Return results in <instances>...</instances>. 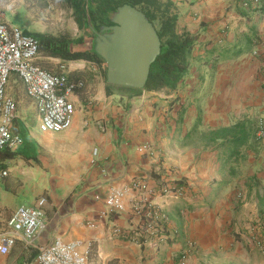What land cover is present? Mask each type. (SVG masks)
Segmentation results:
<instances>
[{"label":"crops","instance_id":"1","mask_svg":"<svg viewBox=\"0 0 264 264\" xmlns=\"http://www.w3.org/2000/svg\"><path fill=\"white\" fill-rule=\"evenodd\" d=\"M164 1L178 16L181 36L199 35L187 75L174 92L139 91L109 85L90 63L72 70V80L85 83L73 98V126L41 134L65 140L54 156L64 163L65 177L56 184L61 193H48L51 212L33 244L19 236L11 253L0 256V264H37L39 248L55 238L91 245L94 264H264V250L255 242L264 238V15L248 13L253 17L241 20L238 0ZM23 91L20 105L27 99L34 109ZM239 122L251 127V139L239 157L229 160L223 157L222 140L213 143L210 136ZM197 134L206 137L198 153ZM149 144L158 151L157 163L141 151ZM21 161L0 158V171H9L0 179L1 222L23 206L7 191ZM81 169L85 175L72 181L70 175ZM179 178L192 188L187 196L154 197L170 217L175 248L159 254L141 248L127 240L128 213L106 216L104 199L112 189L139 180L155 187ZM40 182L33 183L32 202L24 206H34L41 189L48 190ZM189 241L194 247L180 263L175 251L187 250ZM12 252L19 254L15 260L9 259Z\"/></svg>","mask_w":264,"mask_h":264},{"label":"built area","instance_id":"2","mask_svg":"<svg viewBox=\"0 0 264 264\" xmlns=\"http://www.w3.org/2000/svg\"><path fill=\"white\" fill-rule=\"evenodd\" d=\"M241 8L247 12L260 11L262 0H243ZM42 54L40 42L24 31L15 29L0 14V154L18 153L24 145L21 130L20 91L31 100L38 120L37 133L59 134L69 130L77 114L73 100L76 92L84 89L83 81L71 78L72 70L78 71L84 61L59 60L57 70L40 65ZM90 63L91 62H86ZM93 65V64H92ZM264 85V72L261 77ZM105 131L103 123H99ZM141 151L155 163L158 151L152 145H144ZM97 156L98 150H94ZM96 161L93 160V164ZM8 170L0 171V179L7 177ZM181 181V182H180ZM191 187L183 178L173 183L160 182L151 187L143 180L136 181L132 187L112 189L104 199L106 216L129 214L131 228L126 237L141 248L152 249L159 254L165 249L176 247V233L166 211L154 202V197L179 198L187 196ZM100 199V197H97ZM129 203V204H128ZM46 212L36 206H20L5 221H0V256H8L20 236L28 246L46 227ZM94 227V224H89ZM116 232H120L117 230ZM256 244L264 250V238H255ZM187 250L175 251L176 258L184 263L189 255L188 249L194 247L188 242ZM37 264H94L91 245L81 241L67 242L55 238L39 248Z\"/></svg>","mask_w":264,"mask_h":264},{"label":"rangeland","instance_id":"3","mask_svg":"<svg viewBox=\"0 0 264 264\" xmlns=\"http://www.w3.org/2000/svg\"><path fill=\"white\" fill-rule=\"evenodd\" d=\"M151 1L149 5L143 8L151 9V11L158 12L159 14L166 9L164 0H158V5L152 4ZM0 14L7 16V22L15 29L24 32L36 31L55 37L68 35L73 40L83 39V43L78 46V49L92 51L91 46L94 38L88 35L85 27H81L78 24L74 10L66 0H0ZM155 23L160 28L159 21L157 20ZM176 32L181 36V32L183 31L178 27L176 28ZM59 60L63 59L42 54L41 63L43 66L55 71L57 70ZM82 61L91 62L97 67L98 71H101L102 76L106 78L107 66L104 61L102 63L97 61ZM245 110H249V108ZM20 113L23 118L22 121H24V146L20 157L15 156L14 158L16 161H22L20 165L15 167V169H18L16 170L17 176L14 178L16 179L15 183L11 186L7 185V191H9V196L13 197L14 203L29 205L32 202L31 192L29 191L32 189L33 183L41 181L42 188L47 187L48 190L41 189L39 195L36 196L34 206L48 213L51 212L52 202L48 193L54 191L55 194H60V189H57L56 184H59L61 179L63 180L65 177V172L63 174L61 171L64 163L54 157L56 156V151L61 149V146L65 143V140L62 138L58 139V137L62 136H42L37 133L38 121L36 114L27 99H24V103L20 105ZM195 138H198L194 142L195 152L198 153L201 151L199 145L202 142L203 145L206 144V137L202 134H197ZM33 172L37 175L36 179L33 178ZM84 175L81 169L77 173L70 175L69 178L74 181V179L83 177ZM18 193L19 195L17 196ZM18 256V253L12 252L9 259L15 260Z\"/></svg>","mask_w":264,"mask_h":264},{"label":"trees","instance_id":"4","mask_svg":"<svg viewBox=\"0 0 264 264\" xmlns=\"http://www.w3.org/2000/svg\"><path fill=\"white\" fill-rule=\"evenodd\" d=\"M74 10L76 20L81 27H85L88 35H92L89 26V19L95 28L104 27L109 23V17L112 12L119 7L130 5L141 10L148 17L149 21L155 26L157 33L162 42L161 53L151 67L146 91H159L162 89L168 92L177 90L179 83L187 75L193 54L198 45L199 35L186 33L179 36L176 32L178 16L172 12V6L169 2L165 3V8L160 14L151 9L143 8L149 5L150 0H66ZM152 4L158 5V0H152ZM243 0H238V8L241 20L251 19L252 14L259 13L264 15V0L260 11L247 12L241 8ZM248 13H252L249 15ZM159 21L160 28L156 26L155 21ZM40 42L41 53L45 56L61 58L65 61H97L102 63L103 60L92 51H82L78 46L82 45L83 39L73 40L68 35L49 36L36 31L25 32ZM215 68L216 63L213 65ZM251 127L246 122H239L231 128L221 129L213 132L210 141L217 143L222 140L224 149L223 157L232 160L241 154V149L245 147L250 139ZM15 154L4 152L0 158H14ZM181 182V181H180ZM127 240L131 241L127 237Z\"/></svg>","mask_w":264,"mask_h":264},{"label":"water","instance_id":"5","mask_svg":"<svg viewBox=\"0 0 264 264\" xmlns=\"http://www.w3.org/2000/svg\"><path fill=\"white\" fill-rule=\"evenodd\" d=\"M110 22L113 27L104 26L96 31L89 19V26L96 35L92 40V52L107 66V83L145 90L151 67L162 48L155 26L145 13L130 5L112 12Z\"/></svg>","mask_w":264,"mask_h":264},{"label":"flooded vegetation","instance_id":"6","mask_svg":"<svg viewBox=\"0 0 264 264\" xmlns=\"http://www.w3.org/2000/svg\"><path fill=\"white\" fill-rule=\"evenodd\" d=\"M106 27H113L114 26V24L113 23H111L110 22V17H109V23L107 24V25H105ZM96 31H98L99 30V28H94ZM91 31H92V29H91ZM107 33H111V31H108ZM95 34H94V32L92 31V35H91V37L92 38H95Z\"/></svg>","mask_w":264,"mask_h":264}]
</instances>
